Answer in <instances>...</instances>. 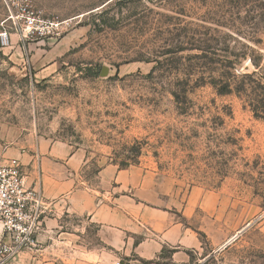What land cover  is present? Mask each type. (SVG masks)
Masks as SVG:
<instances>
[{
    "label": "rangeland",
    "instance_id": "1",
    "mask_svg": "<svg viewBox=\"0 0 264 264\" xmlns=\"http://www.w3.org/2000/svg\"><path fill=\"white\" fill-rule=\"evenodd\" d=\"M29 1L41 31L22 40L0 0V145L81 150L95 190L108 167L155 174L202 248L137 264H264V0Z\"/></svg>",
    "mask_w": 264,
    "mask_h": 264
},
{
    "label": "crops",
    "instance_id": "2",
    "mask_svg": "<svg viewBox=\"0 0 264 264\" xmlns=\"http://www.w3.org/2000/svg\"><path fill=\"white\" fill-rule=\"evenodd\" d=\"M8 162L24 166L28 185L41 190L48 209L39 238L41 249L33 264L60 263L46 255V243L51 250H67L62 258L66 264L152 262L168 248L176 250L175 261L185 262L187 252L202 248L198 233L186 225V212L172 210L150 171L129 168L113 172L108 167L101 173L102 190L90 189L81 176L85 154L40 137L17 149L0 145V164ZM109 173L113 174L111 182L106 178ZM67 218L83 219L96 227L98 245L79 242L86 241L87 225L65 230Z\"/></svg>",
    "mask_w": 264,
    "mask_h": 264
},
{
    "label": "built area",
    "instance_id": "3",
    "mask_svg": "<svg viewBox=\"0 0 264 264\" xmlns=\"http://www.w3.org/2000/svg\"><path fill=\"white\" fill-rule=\"evenodd\" d=\"M22 40L41 31L39 13L31 10L29 0H6ZM3 45L9 44L7 33L0 35ZM48 209L40 189L29 186L24 166L0 164V264H10L21 253L38 247L44 231ZM117 264H121L120 262Z\"/></svg>",
    "mask_w": 264,
    "mask_h": 264
}]
</instances>
